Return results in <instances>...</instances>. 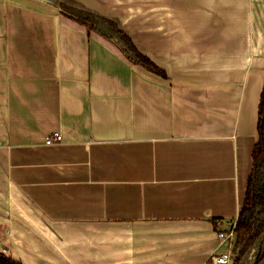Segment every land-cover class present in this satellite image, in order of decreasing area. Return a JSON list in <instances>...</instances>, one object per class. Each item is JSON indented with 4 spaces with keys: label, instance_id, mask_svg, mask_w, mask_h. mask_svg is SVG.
I'll return each instance as SVG.
<instances>
[{
    "label": "crops",
    "instance_id": "obj_1",
    "mask_svg": "<svg viewBox=\"0 0 264 264\" xmlns=\"http://www.w3.org/2000/svg\"><path fill=\"white\" fill-rule=\"evenodd\" d=\"M62 5L116 20L165 75ZM263 89L264 0H0V252L207 264L244 207Z\"/></svg>",
    "mask_w": 264,
    "mask_h": 264
},
{
    "label": "trees",
    "instance_id": "obj_2",
    "mask_svg": "<svg viewBox=\"0 0 264 264\" xmlns=\"http://www.w3.org/2000/svg\"><path fill=\"white\" fill-rule=\"evenodd\" d=\"M62 9L78 23L114 42L133 64L155 75H165V72L148 56L138 50L134 41L121 30L116 20L106 19L84 10H70L64 5ZM258 119L259 141L253 150V172L249 177L244 207L235 222L236 244L233 264H259L264 259V89L260 98ZM0 264L23 263L0 252Z\"/></svg>",
    "mask_w": 264,
    "mask_h": 264
},
{
    "label": "built area",
    "instance_id": "obj_3",
    "mask_svg": "<svg viewBox=\"0 0 264 264\" xmlns=\"http://www.w3.org/2000/svg\"><path fill=\"white\" fill-rule=\"evenodd\" d=\"M46 145H57L61 144L62 141V136L58 132H54L50 134L46 139H45ZM235 227L236 223H234L229 231L227 232H219L218 236L222 242H228L229 243V249L226 252L218 253V255H212L210 259L208 260L207 264H233L234 263V243L236 242V236H235ZM6 250L3 249L2 253H5Z\"/></svg>",
    "mask_w": 264,
    "mask_h": 264
},
{
    "label": "rangeland",
    "instance_id": "obj_4",
    "mask_svg": "<svg viewBox=\"0 0 264 264\" xmlns=\"http://www.w3.org/2000/svg\"><path fill=\"white\" fill-rule=\"evenodd\" d=\"M120 25V24H119ZM234 244H236V243H234ZM234 248H235V245H234ZM234 251V250H233ZM259 264H264V260L262 261V262H260Z\"/></svg>",
    "mask_w": 264,
    "mask_h": 264
}]
</instances>
